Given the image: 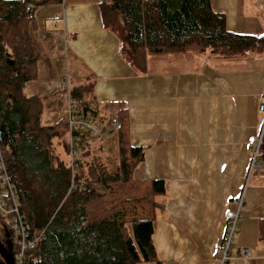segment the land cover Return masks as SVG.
Segmentation results:
<instances>
[{"label":"crops","instance_id":"crops-1","mask_svg":"<svg viewBox=\"0 0 264 264\" xmlns=\"http://www.w3.org/2000/svg\"><path fill=\"white\" fill-rule=\"evenodd\" d=\"M212 2L226 15L231 33L264 36V0ZM100 3L53 2L37 10L36 21L42 9L55 15L66 55L85 70L82 84L89 79L94 85L107 139L113 131L107 115L113 122L127 111L132 146L146 149L137 174L165 182L153 235L159 263L148 264H220L226 213L236 210L243 193L229 264H264V160L259 154V167L251 172L255 146L250 143L264 128V53L234 59L150 54L146 72L139 74L122 56V37L105 25ZM48 35L32 34L42 53L39 75L45 55L56 60Z\"/></svg>","mask_w":264,"mask_h":264},{"label":"trees","instance_id":"trees-1","mask_svg":"<svg viewBox=\"0 0 264 264\" xmlns=\"http://www.w3.org/2000/svg\"><path fill=\"white\" fill-rule=\"evenodd\" d=\"M61 1L0 0V164L5 163L16 185L30 232L43 234L26 264L159 263L153 235L165 182L137 175L146 149L132 146L127 111H120V128L113 132L119 152L113 172L93 154L89 140L73 163L68 144V160L56 154L67 122L43 125L45 101L23 93L38 80L42 60L31 34L36 12ZM100 9L106 26L122 18L126 50L120 51L139 74L146 72L150 54L194 52L234 59L250 51L264 53V36L228 31L226 15L212 0H101ZM90 86L89 79L74 86L71 97L84 115L98 116L93 94L87 96ZM259 154L264 160V142ZM9 243L15 255L10 232Z\"/></svg>","mask_w":264,"mask_h":264},{"label":"built area","instance_id":"built-area-1","mask_svg":"<svg viewBox=\"0 0 264 264\" xmlns=\"http://www.w3.org/2000/svg\"><path fill=\"white\" fill-rule=\"evenodd\" d=\"M68 109H62L65 122L68 125V145L70 148L71 162H75L80 158L82 146L86 141L96 143L107 138L104 131L106 125L103 119L98 115H84L78 102L71 97V89L68 88ZM113 132H117L120 124L115 120L112 122ZM264 142V128L259 137L250 139L253 148V162L251 164V172L259 167L257 158L260 148ZM245 194L243 193L237 201L236 210L226 213L228 223L226 236L222 244V260L220 264H229L232 260L231 249L234 243V235L237 231V221L240 218V210L244 206ZM21 201L16 190V185L12 177L7 171L5 163L0 164V220L7 225L10 233L13 235L16 245V254L14 255L15 264H26L27 253L33 251L40 244L43 234L30 232V228L21 210Z\"/></svg>","mask_w":264,"mask_h":264},{"label":"rangeland","instance_id":"rangeland-1","mask_svg":"<svg viewBox=\"0 0 264 264\" xmlns=\"http://www.w3.org/2000/svg\"><path fill=\"white\" fill-rule=\"evenodd\" d=\"M55 21V15L49 11L48 8L46 10H39L37 13L38 26L36 30L33 29L32 34L34 37L38 38H44L46 37V34H49L47 36L48 41L53 45L50 49V53L53 56L52 58H55L56 60L51 63V56L45 55V61L47 62L41 66V68L43 67L44 74L39 75L38 80L34 83L28 84L23 91L26 96H38L45 100V112L42 117L43 125H54L63 121L64 116L60 113V110L61 108H69L68 88L72 89L74 86L82 84V74H85V70L80 68L79 63H77L71 56L66 55V45L61 38V34L58 36L60 29L55 26ZM111 27L122 37V39L124 38L126 32L121 17H118L117 21L112 23ZM37 31L38 33H36ZM36 42L38 46H40V42L37 40ZM92 94L93 88L90 86V88L87 89V96L91 97ZM113 117L112 114L107 115L109 120L108 124L112 123ZM68 140L69 137L67 131V133L63 137L57 139L55 143V153L65 160L69 159V156L64 150V145L68 144ZM91 148L94 155L99 156L102 160L111 165L113 172L117 170L119 166L117 136H108V139L105 138L92 144ZM257 163L259 164L260 161L258 160ZM135 178L138 179L137 176H135ZM9 232V229L1 223L0 238L5 243L9 242Z\"/></svg>","mask_w":264,"mask_h":264},{"label":"water","instance_id":"water-1","mask_svg":"<svg viewBox=\"0 0 264 264\" xmlns=\"http://www.w3.org/2000/svg\"><path fill=\"white\" fill-rule=\"evenodd\" d=\"M261 110L264 112V105L261 107ZM2 131H0V145H2L3 143V138H2ZM13 249L12 244L10 243L9 245V250L5 249L1 242H0V255L3 258L5 264H15V260L12 257V255H10L11 250Z\"/></svg>","mask_w":264,"mask_h":264},{"label":"flooded vegetation","instance_id":"flooded-vegetation-1","mask_svg":"<svg viewBox=\"0 0 264 264\" xmlns=\"http://www.w3.org/2000/svg\"><path fill=\"white\" fill-rule=\"evenodd\" d=\"M1 223L3 224V222L0 220V225H1ZM0 242H1L2 246L5 249L9 250V245H10L9 242L8 243H5L3 240H1V238H0ZM10 255H12V257L14 258V250L13 249L11 250ZM0 259H2V261L0 262V264H5V262H4L3 258L1 257V255H0Z\"/></svg>","mask_w":264,"mask_h":264}]
</instances>
